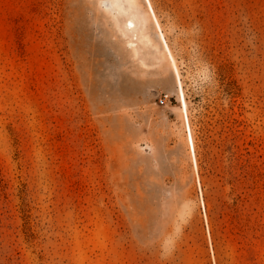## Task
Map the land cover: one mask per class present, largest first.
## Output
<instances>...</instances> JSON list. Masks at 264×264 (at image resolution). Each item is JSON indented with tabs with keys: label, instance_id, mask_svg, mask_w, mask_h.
I'll return each instance as SVG.
<instances>
[{
	"label": "rangeland",
	"instance_id": "1",
	"mask_svg": "<svg viewBox=\"0 0 264 264\" xmlns=\"http://www.w3.org/2000/svg\"><path fill=\"white\" fill-rule=\"evenodd\" d=\"M149 1L0 0V264H264V0Z\"/></svg>",
	"mask_w": 264,
	"mask_h": 264
},
{
	"label": "trees",
	"instance_id": "2",
	"mask_svg": "<svg viewBox=\"0 0 264 264\" xmlns=\"http://www.w3.org/2000/svg\"><path fill=\"white\" fill-rule=\"evenodd\" d=\"M250 145H254V142H250ZM246 155L245 163L242 165L243 168V176L245 181L244 186V196H242L243 193L238 194L236 197H234L233 203L231 205H228L229 208H232L233 211H238V204L241 200L245 201V203L249 206L250 210L256 209L254 206L255 202H260L262 199V177H263V167L261 162V154H259V150L257 148H250L246 147ZM236 159V158H235ZM239 159V158H237ZM208 168L202 164V161L200 158H198V171L201 177V183H202V189L204 191V200H205V209L209 211L210 216V223H211V233L214 238V248L216 250V253H218V237L215 236V232L220 230V228H217V224L215 223V219L213 216V212L215 211V208L209 209V193L208 189L206 188V180L205 176H207V170ZM211 171V170H210ZM213 173V172H212ZM233 180H238V177L233 174L232 175ZM231 181V180H230ZM218 257V264H221V259Z\"/></svg>",
	"mask_w": 264,
	"mask_h": 264
},
{
	"label": "bare ground",
	"instance_id": "3",
	"mask_svg": "<svg viewBox=\"0 0 264 264\" xmlns=\"http://www.w3.org/2000/svg\"><path fill=\"white\" fill-rule=\"evenodd\" d=\"M147 2H148V6H149L150 10L152 11V13L154 15V18H155V20L157 22V18H156V15H155L154 11H153L152 5H151L149 0H147ZM157 25L159 27V30L161 32V35H162L163 39L165 40L164 35H163L162 31H161V28H160V25H159L158 22H157ZM165 43H166V41H165ZM166 47L168 49V52H169L170 56L172 57V59L174 61L173 55H172V53L170 51V48H169L167 43H166ZM174 68H175V72H176V76H177L178 97H179V100H180V103H181V110H182L183 115H184L185 120H186L187 140H188V144H189L190 150H191L192 155H193L194 166H195V169L197 171V167L198 166H197V160H196V155H195L194 139H193V135H192V131H191L190 123H189V118H188V114H187L186 98H185V94H184V91H183V87H182V83H181V80H180V76H179V73H178V69H177L175 64H174ZM198 182H199V185H200L199 178H198ZM202 204L204 205V200H202Z\"/></svg>",
	"mask_w": 264,
	"mask_h": 264
}]
</instances>
